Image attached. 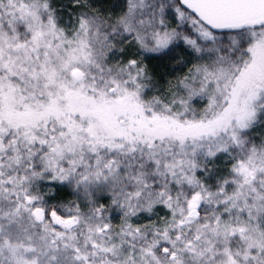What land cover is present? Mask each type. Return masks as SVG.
<instances>
[{
	"label": "snow or ice",
	"instance_id": "obj_1",
	"mask_svg": "<svg viewBox=\"0 0 264 264\" xmlns=\"http://www.w3.org/2000/svg\"><path fill=\"white\" fill-rule=\"evenodd\" d=\"M0 264H264V0H0Z\"/></svg>",
	"mask_w": 264,
	"mask_h": 264
}]
</instances>
